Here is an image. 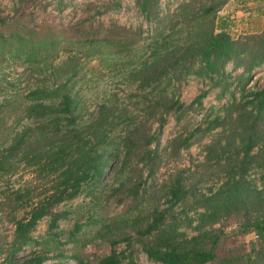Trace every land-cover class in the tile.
Instances as JSON below:
<instances>
[{
    "label": "trees",
    "instance_id": "1",
    "mask_svg": "<svg viewBox=\"0 0 264 264\" xmlns=\"http://www.w3.org/2000/svg\"><path fill=\"white\" fill-rule=\"evenodd\" d=\"M30 1L17 0L12 17L0 11V63L18 62L34 79L19 91L0 81V113L8 95L20 99L5 135L0 115V224L12 226L8 235L0 232V264H137V250L151 264H264V86L210 107L173 137L170 156L197 144L202 160L166 167L157 178L166 160L159 148L166 117L179 124L201 110L210 88L219 87L216 98L233 84L243 91L252 72L264 68V25L257 34L232 37L216 21L227 0H180L172 9L161 8L160 0H133L145 29L87 20L35 25ZM38 3L61 12L69 2ZM59 50L70 55L68 65H53ZM78 58L96 59L118 78V89L91 109L69 84ZM189 78L210 87L185 104L174 89ZM107 170L113 181L95 218H87L100 226L94 238L108 248L88 259L76 239L87 221L77 215L60 228L73 213L60 207L91 194ZM18 173L29 178L10 186ZM208 183L217 186L201 193ZM110 202L121 206L120 214L104 211ZM119 215V224H110ZM42 220L44 236L33 237ZM192 223L194 234L187 235L184 227ZM248 234L254 239L245 243ZM26 247H32L28 256L18 257Z\"/></svg>",
    "mask_w": 264,
    "mask_h": 264
},
{
    "label": "rangeland",
    "instance_id": "2",
    "mask_svg": "<svg viewBox=\"0 0 264 264\" xmlns=\"http://www.w3.org/2000/svg\"><path fill=\"white\" fill-rule=\"evenodd\" d=\"M39 1L40 0H31L28 8V10L33 13L35 25L39 23H47L58 26H66L75 24L79 21L87 20V24H116L120 26L131 27L133 29L136 27H141L142 29L146 28V24L138 14L133 0H67L69 2L68 5L61 12H57L54 9V5L52 4H49L44 9H42L41 4L38 3ZM179 1L180 0H160V6L161 8L168 7L172 9ZM197 1L203 2V0ZM217 1L220 0H216V2ZM16 3L17 0H0L1 15L3 17H12ZM218 23L219 22H217V24ZM230 28H234V26ZM228 30V32L231 34H235L233 29ZM69 56L70 55L64 53L63 50H59L53 65H68L67 58ZM75 63L77 64V74L69 84L74 83V90L82 95L83 99L86 100L85 104L89 109L92 108L94 102L105 99L110 92H114L118 89V84L116 82L118 78L115 77V74L109 70L100 68L96 59L89 60L85 58H78ZM226 69L229 71L230 66L227 65ZM236 73L237 71L231 72V76H235ZM28 74V70H25L24 67H21L18 62L14 63L4 58V61L0 63V81H10L14 83L18 91L26 87L28 83H34V79H30L27 76ZM48 80L49 81H47V84L51 82L50 78H48ZM263 86L264 68H259L252 72V75L245 84L243 91L240 92L239 89H235L233 84L228 87V90L223 93L221 98H216V96L219 95V87L209 89V82L201 81L197 78H189L186 83L177 85V89H174L175 95L178 97L180 102L185 104L191 102L202 91L209 89V92L201 100V110L189 111L179 124H175L171 115L166 117V122L162 128L159 146V148L165 149L163 155L165 154L166 160L164 165L158 171L157 178H162L166 167L172 169L178 167H187L191 161L195 164L202 160V153L200 149L201 146L197 144L192 145L187 151H180L179 156H170L167 144L173 137L184 130H189L194 127L200 121L201 117L207 113V109L210 107L218 109L221 106H225V104H230L233 98L236 100L244 99L243 97L246 98L249 93L258 90ZM15 95L16 94H12L6 97L4 103L7 104V106L2 109V112L0 113L1 116H6L2 122V129L4 131L1 132V134L3 135H5V132L10 127H12V120L16 118L15 115H18L19 112L20 99L14 98L13 96ZM117 95L118 97L122 96L121 93H118ZM153 127L155 128V124ZM1 134L0 139L3 137ZM113 173V170H107L99 184H92L91 194L82 192L71 202L63 204L60 207L62 209L64 208L73 210V213L69 216V218H67V220L60 222V228H66L69 226V224L72 222V219L77 215L82 217L81 221H87V223L84 224L81 232L77 234L76 239L78 244H82V248L80 250L84 256H87L88 259L101 256L107 251L108 248L106 241H101L99 243L100 239L98 240L94 238L97 230L100 229V226L95 221L92 223V220L93 217L95 218L97 206L102 205L104 202V192L113 181ZM254 177L258 178L259 175H254ZM28 178L29 176L27 174L20 175V173H18L11 177L8 183L10 186H16L18 183ZM216 186L217 184L215 183H208L203 185L199 190L201 193L207 194L208 188L214 190ZM104 211H108L110 215H114L116 213L120 214L122 208L121 206H116L114 202H110L104 206ZM89 215H92V220H88L87 216ZM179 215L180 209L175 208L173 217H179ZM122 217L123 216L119 215V217L113 219L110 224H114V226L119 224V221L122 219ZM189 217V220H194L196 215L194 213H190ZM45 226V220L40 221L32 233L33 237L44 236ZM193 226L194 223H192L190 227H184L185 233L187 235L194 234V232L191 230ZM216 226L217 225L214 227ZM234 226L235 225L231 223L229 229ZM11 230L12 226L10 224H0V232H3L5 235H8ZM242 239L245 243H247L248 241H252L254 236L252 234H248ZM69 247H71V244L66 245L64 248L69 249ZM31 249L32 247H26L16 255L18 257L28 256V253ZM135 256V261L137 264H151L146 260L145 256L140 251L137 250ZM62 264L73 263L66 260Z\"/></svg>",
    "mask_w": 264,
    "mask_h": 264
},
{
    "label": "crops",
    "instance_id": "3",
    "mask_svg": "<svg viewBox=\"0 0 264 264\" xmlns=\"http://www.w3.org/2000/svg\"><path fill=\"white\" fill-rule=\"evenodd\" d=\"M216 21L224 23L227 32L233 29L235 34L228 32L232 37L257 34L264 25V0H227L216 13Z\"/></svg>",
    "mask_w": 264,
    "mask_h": 264
}]
</instances>
